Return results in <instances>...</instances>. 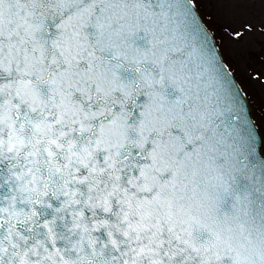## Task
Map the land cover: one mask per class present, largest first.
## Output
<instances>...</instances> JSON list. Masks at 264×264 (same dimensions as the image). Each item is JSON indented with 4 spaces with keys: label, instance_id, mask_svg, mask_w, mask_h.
Wrapping results in <instances>:
<instances>
[{
    "label": "snow or ice",
    "instance_id": "1",
    "mask_svg": "<svg viewBox=\"0 0 264 264\" xmlns=\"http://www.w3.org/2000/svg\"><path fill=\"white\" fill-rule=\"evenodd\" d=\"M264 0H0V264H264Z\"/></svg>",
    "mask_w": 264,
    "mask_h": 264
},
{
    "label": "rangeland",
    "instance_id": "2",
    "mask_svg": "<svg viewBox=\"0 0 264 264\" xmlns=\"http://www.w3.org/2000/svg\"><path fill=\"white\" fill-rule=\"evenodd\" d=\"M254 40L256 41L257 47L254 50V60H255V66L251 62L247 63L245 67H247L248 71L252 72L253 74H259L264 73V62H261L259 59V40L260 37L256 36L254 37ZM239 80L241 81L243 87L248 91L250 94L254 93L256 96L259 95L261 88H264V85H258L255 81H252L251 79L247 78L243 72L237 71L236 72Z\"/></svg>",
    "mask_w": 264,
    "mask_h": 264
}]
</instances>
